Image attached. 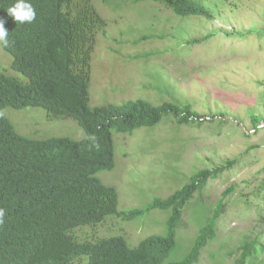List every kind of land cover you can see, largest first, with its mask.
<instances>
[{
  "label": "rangeland",
  "instance_id": "374dc122",
  "mask_svg": "<svg viewBox=\"0 0 264 264\" xmlns=\"http://www.w3.org/2000/svg\"><path fill=\"white\" fill-rule=\"evenodd\" d=\"M82 1L96 9L106 25L98 32L92 55V107L141 98L154 104L188 102L201 114L226 115L223 122L212 117L182 125L166 115L159 123L132 133L114 132L115 167L99 171L97 177L117 189L119 210H145L155 199L182 188L198 170L234 160L185 206L176 246L163 264L185 258L209 216L205 205L212 212L233 184L236 190L226 197L230 202L219 218L217 237L203 249L198 264H240L242 242L247 239L263 245L244 264H264V222L259 221L254 197L248 204L241 199L246 194L249 201V193L264 180V34L216 35L187 44L184 41L200 40L222 25L220 20L177 16L152 2L124 0L114 8L103 0ZM233 1L229 3L235 9L229 10L228 2L222 8L231 18L226 26L264 27V0ZM10 63L0 46V70L22 77L9 68ZM2 114L29 138L82 140L87 136L74 119L55 118L40 107H7ZM255 116L261 117L257 130ZM259 199L264 200V195ZM170 215V209L158 208L130 219L111 215L97 226L75 231L80 238L93 240L123 236L130 247H136L151 235H167Z\"/></svg>",
  "mask_w": 264,
  "mask_h": 264
},
{
  "label": "trees",
  "instance_id": "16d2710c",
  "mask_svg": "<svg viewBox=\"0 0 264 264\" xmlns=\"http://www.w3.org/2000/svg\"><path fill=\"white\" fill-rule=\"evenodd\" d=\"M103 1L117 8L124 0ZM130 1L162 4L181 17L220 20L222 25L200 40L184 41L187 44L216 35L243 38L264 34V27L254 23L247 30L225 25L231 18L222 8L228 2L229 10L235 9L229 3L233 0ZM16 2L0 0V18L6 21L10 41L9 46H0L10 57L9 68L24 77L0 70V209L5 211L0 224V264H163L176 246V229L185 206L234 160L198 170L182 188L167 198L155 199L145 210L120 211L117 189L97 177L99 171L115 167L114 132L132 133L159 123L166 115L181 125L212 117L223 122L226 115L201 114L188 102L154 104L141 98L92 107L91 62L98 32L106 26L104 19L82 0H29L36 18L21 24L7 13ZM29 106L43 108L55 118L74 119L87 136L82 140L66 136L33 139L19 134L2 112L7 107ZM260 120V116L254 117V130L262 126ZM260 185L249 193V201L246 194L241 199L248 204L254 197L253 206L260 213L259 221L264 222V200L259 199L264 195V180ZM235 190L234 184L226 189L212 212L205 205L209 216L191 250L182 260L168 264L200 262L203 249L217 237L219 218L230 202L226 197ZM156 208L171 210L167 235H151L136 247H130L123 236L93 240L80 238L75 231L97 226L111 215L130 219ZM242 243L240 264L263 245L255 239Z\"/></svg>",
  "mask_w": 264,
  "mask_h": 264
},
{
  "label": "clouds",
  "instance_id": "9594fccd",
  "mask_svg": "<svg viewBox=\"0 0 264 264\" xmlns=\"http://www.w3.org/2000/svg\"><path fill=\"white\" fill-rule=\"evenodd\" d=\"M7 13L15 22L21 24L32 23L36 18V11L29 0H17L14 6L7 9ZM6 21L0 18V45L9 46V31L5 28ZM94 146L99 149L100 145L94 141ZM5 211L0 209V224L4 222Z\"/></svg>",
  "mask_w": 264,
  "mask_h": 264
}]
</instances>
